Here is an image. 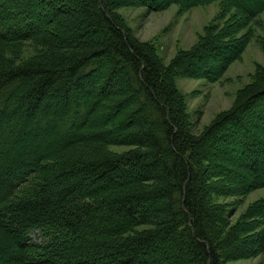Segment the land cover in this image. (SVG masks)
<instances>
[{"label":"trees","instance_id":"obj_1","mask_svg":"<svg viewBox=\"0 0 264 264\" xmlns=\"http://www.w3.org/2000/svg\"><path fill=\"white\" fill-rule=\"evenodd\" d=\"M214 1L169 63L116 11ZM262 13L264 0H0V264L263 253L264 196L236 221L215 198L264 187V66L200 134L176 83L221 80L253 39L264 51Z\"/></svg>","mask_w":264,"mask_h":264},{"label":"rangeland","instance_id":"obj_2","mask_svg":"<svg viewBox=\"0 0 264 264\" xmlns=\"http://www.w3.org/2000/svg\"><path fill=\"white\" fill-rule=\"evenodd\" d=\"M116 11L136 37L154 45L162 60L169 63L179 50L191 48L204 33L206 25L219 14L221 5L219 1H214L181 10L179 5L173 4L160 11H150L146 6H123ZM259 22L255 31L264 38V13L260 15ZM28 45L25 53L31 55L36 46ZM257 66H264V51L260 43L253 39L242 57L229 66L221 80L212 82L205 78L177 77L176 83L187 103L194 134H200L217 113L235 103L239 89L251 82ZM111 148L124 151L128 146ZM262 196L264 187L243 196H217L215 201L225 204L231 220L236 221L250 203ZM227 264H264V252L256 257L229 260Z\"/></svg>","mask_w":264,"mask_h":264}]
</instances>
